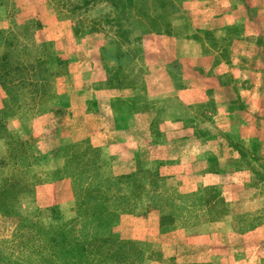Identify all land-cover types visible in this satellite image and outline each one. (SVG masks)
I'll return each mask as SVG.
<instances>
[{"label":"rangeland","instance_id":"obj_1","mask_svg":"<svg viewBox=\"0 0 264 264\" xmlns=\"http://www.w3.org/2000/svg\"><path fill=\"white\" fill-rule=\"evenodd\" d=\"M67 1L0 0V264H264V0Z\"/></svg>","mask_w":264,"mask_h":264},{"label":"crops","instance_id":"obj_2","mask_svg":"<svg viewBox=\"0 0 264 264\" xmlns=\"http://www.w3.org/2000/svg\"><path fill=\"white\" fill-rule=\"evenodd\" d=\"M213 1H215V0H213ZM219 2H221V0H219ZM236 2V0H228V2H224L223 4L222 3H219V5H217L216 7L219 9V12L221 13L222 12V8L224 9V8H226L225 9V11H223V13H226V15H228L229 17L231 16V14H234L235 12H236V9H237V11H238V8L236 7V8H234V6H235V3ZM196 4L195 5H198L199 7H201L202 9H204V11L205 12H210L211 11V9H212V11H213V7L215 8V5L212 3L211 5L210 4H208V3H211V2H209V1H207V0H202V1H197V2H195ZM226 5H227V7H226ZM219 6V7H218ZM199 12V11H198ZM225 15V14H224ZM227 25H229L230 26V23H227ZM259 25H261V22H259ZM261 31H262V33H261V35L263 34V32H264V29L263 28H261ZM249 41H251V40H249ZM254 41H256V38H255V40ZM262 42H264V40L262 39Z\"/></svg>","mask_w":264,"mask_h":264},{"label":"trees","instance_id":"obj_3","mask_svg":"<svg viewBox=\"0 0 264 264\" xmlns=\"http://www.w3.org/2000/svg\"><path fill=\"white\" fill-rule=\"evenodd\" d=\"M124 1H125V0H116V3H117L118 5H121ZM63 3H64V5L66 6V8L68 9V6H67L68 1L66 0V2H64V0H63ZM15 70H17V69H15ZM0 73H1V77H6V76H7V75H6V74H7L6 71L1 70V68H0Z\"/></svg>","mask_w":264,"mask_h":264}]
</instances>
